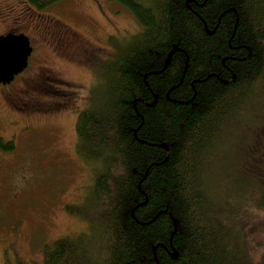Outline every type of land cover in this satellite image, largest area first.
Instances as JSON below:
<instances>
[{
	"label": "trees",
	"instance_id": "1",
	"mask_svg": "<svg viewBox=\"0 0 264 264\" xmlns=\"http://www.w3.org/2000/svg\"><path fill=\"white\" fill-rule=\"evenodd\" d=\"M109 1L143 30L78 115L94 203L66 210L90 235L46 245L44 264H264L247 230L264 214V0ZM229 148L263 158L227 189L214 167Z\"/></svg>",
	"mask_w": 264,
	"mask_h": 264
},
{
	"label": "rangeland",
	"instance_id": "2",
	"mask_svg": "<svg viewBox=\"0 0 264 264\" xmlns=\"http://www.w3.org/2000/svg\"><path fill=\"white\" fill-rule=\"evenodd\" d=\"M142 30L127 8L109 0H61L44 10L30 0H0V36L25 34L33 47L28 67L10 86L21 88L22 96L35 90L42 102L53 100L62 108L26 118L17 108L19 97H9L10 86L0 84V264H44L46 245L89 237L88 217L66 210L89 213L94 203V166L77 152L78 115L95 97L116 48ZM72 92L73 105L67 107L61 102L70 101ZM30 125L45 135L28 137L22 129ZM10 142L14 149L5 151L2 144ZM249 156L238 148L221 152L214 168L231 175L216 181L228 180L227 189L243 177L245 184L253 181L248 165L241 163ZM250 157L263 158L260 153ZM249 223L253 244L264 251V214Z\"/></svg>",
	"mask_w": 264,
	"mask_h": 264
},
{
	"label": "water",
	"instance_id": "3",
	"mask_svg": "<svg viewBox=\"0 0 264 264\" xmlns=\"http://www.w3.org/2000/svg\"><path fill=\"white\" fill-rule=\"evenodd\" d=\"M33 48L25 34L0 36V83L9 85L29 65Z\"/></svg>",
	"mask_w": 264,
	"mask_h": 264
},
{
	"label": "flooded vegetation",
	"instance_id": "4",
	"mask_svg": "<svg viewBox=\"0 0 264 264\" xmlns=\"http://www.w3.org/2000/svg\"><path fill=\"white\" fill-rule=\"evenodd\" d=\"M17 78V77H16ZM11 85V84H10ZM10 85H6L7 87ZM16 85L14 84L13 86L8 87L7 91H5V93H7L9 95V97L16 95V97H19V103L17 104V108L20 110V113H24L26 118H37L39 115H53V114H57L59 112H61L60 110L62 108L61 104H56V102L54 103L53 100H47L42 102L41 99L36 95V91L33 90L32 92H27L26 95H21L22 93V89H18L17 87H15ZM27 89V88H25ZM69 95L71 94L70 97V101L67 102H61V103H66L67 107L69 105H73V96L74 93H68ZM41 96L44 97L43 94H41ZM23 114V115H24ZM30 127V128H29ZM28 128H24L22 129V131H26L25 133H27V136L30 137L31 135H35L36 134H41L42 137L45 135V130L43 129H34L31 127V125ZM36 131V132H35ZM26 136V137H27Z\"/></svg>",
	"mask_w": 264,
	"mask_h": 264
}]
</instances>
